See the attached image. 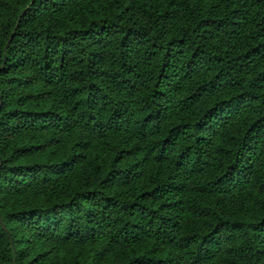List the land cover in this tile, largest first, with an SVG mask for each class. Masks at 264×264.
I'll use <instances>...</instances> for the list:
<instances>
[{"label":"trees","instance_id":"trees-1","mask_svg":"<svg viewBox=\"0 0 264 264\" xmlns=\"http://www.w3.org/2000/svg\"><path fill=\"white\" fill-rule=\"evenodd\" d=\"M0 264H264V0H0Z\"/></svg>","mask_w":264,"mask_h":264}]
</instances>
